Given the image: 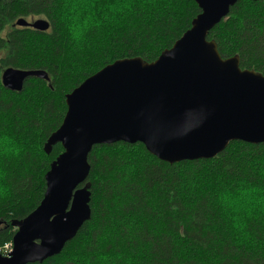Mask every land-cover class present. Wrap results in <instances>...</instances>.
<instances>
[{
	"label": "trees",
	"instance_id": "obj_1",
	"mask_svg": "<svg viewBox=\"0 0 264 264\" xmlns=\"http://www.w3.org/2000/svg\"><path fill=\"white\" fill-rule=\"evenodd\" d=\"M200 12L194 0H1L0 74L41 69L20 91L0 75V246L11 220L40 202L62 151L43 150L65 95L117 59L152 62ZM42 16L47 31L12 25ZM4 32V33H3ZM220 55L264 74V0H237L207 33ZM91 214L62 250L26 264H264V142L230 141L216 156L169 163L140 142L88 154Z\"/></svg>",
	"mask_w": 264,
	"mask_h": 264
},
{
	"label": "water",
	"instance_id": "obj_2",
	"mask_svg": "<svg viewBox=\"0 0 264 264\" xmlns=\"http://www.w3.org/2000/svg\"><path fill=\"white\" fill-rule=\"evenodd\" d=\"M194 1L200 12L155 60L117 59L65 95L63 119L43 146L46 154L57 143L63 151L44 175L38 205L12 221V249L0 255V264L42 262L58 254L89 219L88 154L96 144L140 142L173 163L211 158L233 140L264 142V74L241 69L236 55L223 58L207 38L237 0ZM14 24L49 28L46 19L20 17ZM29 77L48 78L41 69L6 67L1 83L20 91Z\"/></svg>",
	"mask_w": 264,
	"mask_h": 264
},
{
	"label": "rangeland",
	"instance_id": "obj_3",
	"mask_svg": "<svg viewBox=\"0 0 264 264\" xmlns=\"http://www.w3.org/2000/svg\"><path fill=\"white\" fill-rule=\"evenodd\" d=\"M79 1H82V2H85L86 0H79ZM20 18V17H19ZM22 18H24L25 20H27L28 22H33V21H35V20H37V19H46L45 17H42V16H26V17H22ZM47 20V19H46ZM48 21V20H47ZM15 22V21H14ZM14 22H13V24L12 25H14V26H17V25H15L14 24ZM17 27H19V26H17ZM23 27V26H22ZM4 33V32H3ZM99 71V70H98ZM1 75V74H0ZM46 81L48 82L49 81V77L46 79ZM14 220V219H13ZM13 220H11L10 221V224H11V226H12V231H10V233L9 234H11V233H13L14 234V232L16 231V227L14 226V225H12V221ZM6 226H8V225H6L5 223L3 224L2 222H1V224H0V229H3V228H6ZM1 233V232H0ZM13 236V235H12ZM11 244H12V238H11V240H8V241H5L1 246H0V255H3V256H7L8 255V252L10 251V249H11Z\"/></svg>",
	"mask_w": 264,
	"mask_h": 264
}]
</instances>
